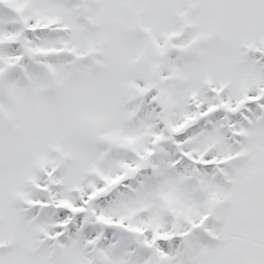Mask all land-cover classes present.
I'll list each match as a JSON object with an SVG mask.
<instances>
[{
  "label": "snow or ice",
  "instance_id": "1",
  "mask_svg": "<svg viewBox=\"0 0 264 264\" xmlns=\"http://www.w3.org/2000/svg\"><path fill=\"white\" fill-rule=\"evenodd\" d=\"M0 264H264V0H0Z\"/></svg>",
  "mask_w": 264,
  "mask_h": 264
}]
</instances>
